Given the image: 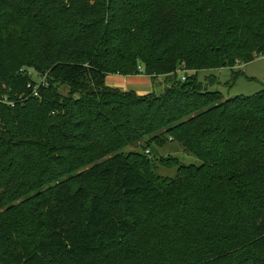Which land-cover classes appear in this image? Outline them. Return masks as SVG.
<instances>
[{"label":"trees","instance_id":"obj_1","mask_svg":"<svg viewBox=\"0 0 264 264\" xmlns=\"http://www.w3.org/2000/svg\"><path fill=\"white\" fill-rule=\"evenodd\" d=\"M262 55L264 0H0V264H264V87L196 78Z\"/></svg>","mask_w":264,"mask_h":264},{"label":"rangeland","instance_id":"obj_2","mask_svg":"<svg viewBox=\"0 0 264 264\" xmlns=\"http://www.w3.org/2000/svg\"><path fill=\"white\" fill-rule=\"evenodd\" d=\"M194 76L192 72H185L181 68L177 69L176 78L183 81L185 77ZM36 79L37 76L34 75ZM197 81L200 83L201 89L207 93L218 94L222 101L235 99L237 97H248L260 92L264 87V56L256 58L247 64L236 65L233 68H221L211 70H201L196 72ZM174 81L173 76L161 77L152 80V88L156 94L162 91ZM62 94H67L68 89L62 87ZM140 151V148H129L125 151ZM162 158L174 157L181 165L199 166L200 161L182 149V147L174 142L168 141L160 150ZM177 172L176 167L164 168L157 166V175L164 178H172Z\"/></svg>","mask_w":264,"mask_h":264},{"label":"crops","instance_id":"obj_3","mask_svg":"<svg viewBox=\"0 0 264 264\" xmlns=\"http://www.w3.org/2000/svg\"><path fill=\"white\" fill-rule=\"evenodd\" d=\"M159 78H161V76L151 79L143 74L128 77L109 75L105 79V84L111 88H117L121 91H133L136 94L143 96L151 93L156 94L152 88V80H157Z\"/></svg>","mask_w":264,"mask_h":264},{"label":"water","instance_id":"obj_4","mask_svg":"<svg viewBox=\"0 0 264 264\" xmlns=\"http://www.w3.org/2000/svg\"><path fill=\"white\" fill-rule=\"evenodd\" d=\"M148 151H149V155L151 157H154V158L160 157V154H159L158 150L156 149V147L151 146Z\"/></svg>","mask_w":264,"mask_h":264},{"label":"built area","instance_id":"obj_5","mask_svg":"<svg viewBox=\"0 0 264 264\" xmlns=\"http://www.w3.org/2000/svg\"><path fill=\"white\" fill-rule=\"evenodd\" d=\"M262 56H264V55H262ZM262 56H260V57H262ZM237 65H240V64H237ZM184 79H185V78H183V80H184ZM39 81H40V80H38V78H36V79L34 78V82H35V83L38 84ZM40 82H41V81H40ZM37 84H36V85H37ZM33 91H34V92L36 91V87H34V90H33ZM34 95H37V94L34 93ZM146 153L149 155V151H148V150L146 151Z\"/></svg>","mask_w":264,"mask_h":264}]
</instances>
